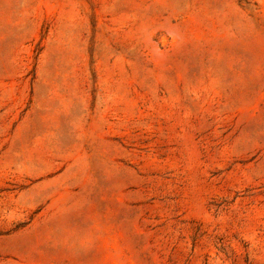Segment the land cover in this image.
I'll return each instance as SVG.
<instances>
[{"label": "rangeland", "instance_id": "obj_1", "mask_svg": "<svg viewBox=\"0 0 264 264\" xmlns=\"http://www.w3.org/2000/svg\"><path fill=\"white\" fill-rule=\"evenodd\" d=\"M0 264H264V0H0Z\"/></svg>", "mask_w": 264, "mask_h": 264}]
</instances>
